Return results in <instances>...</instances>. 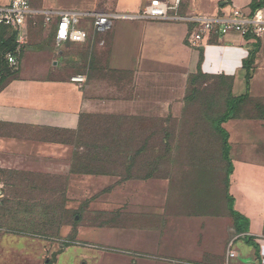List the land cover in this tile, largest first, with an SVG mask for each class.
<instances>
[{"label":"crops","instance_id":"obj_1","mask_svg":"<svg viewBox=\"0 0 264 264\" xmlns=\"http://www.w3.org/2000/svg\"><path fill=\"white\" fill-rule=\"evenodd\" d=\"M149 1L29 0L20 69L0 88V170L70 179L79 176L71 170L73 145L69 137L85 117L168 116L180 111L188 81L199 66L202 73L230 79L233 97L245 94L243 64L252 42L233 32L225 36L212 32L194 47L189 43L194 29L190 19L229 17L232 9L245 16L261 11L264 17V6L255 12L251 9L259 0H179L168 19L115 20L106 32L94 34L84 43L65 45L77 49L65 54L72 61L68 66L80 70L77 74L64 75L58 69L51 46L56 48L53 33L62 13L76 14L83 26H92V14H136ZM9 4L10 0H0V7ZM258 41L249 98L264 101V29ZM38 46L42 48L36 49ZM91 63L96 78L87 71L86 64ZM74 76H82L84 82H73ZM89 79L98 82L95 87ZM222 127L229 135L233 163L229 195L234 209L249 220L247 234L259 239L264 264V240H260L264 223L263 121L234 119ZM125 187L130 188L122 184L116 189ZM241 236L228 212L169 216L159 231L141 236L134 254L138 259L127 264H163L159 262L166 259L175 264H215L220 260L256 264L254 252L244 258L231 249ZM229 251L233 257L227 256ZM150 257L159 260H148Z\"/></svg>","mask_w":264,"mask_h":264},{"label":"rangeland","instance_id":"obj_2","mask_svg":"<svg viewBox=\"0 0 264 264\" xmlns=\"http://www.w3.org/2000/svg\"><path fill=\"white\" fill-rule=\"evenodd\" d=\"M77 28L86 33L87 40L101 34L89 24L83 26L80 18ZM10 35L7 29L0 28V85L11 73L4 60ZM250 42L256 44L254 39ZM51 48L64 75L80 71L68 66L72 61L65 57L77 49ZM86 67L91 77L96 78L91 72L93 64ZM193 77L187 84V97L180 111L168 116L147 114L119 121L88 116L70 139L75 173L89 169L104 172L107 169L78 162L77 156L87 158L89 147L104 130L111 131L117 122L124 124L126 136L134 139L133 148L143 150L129 171L146 173L157 164L154 179L121 182L107 176L78 174L70 179L0 170V264H127L138 259L134 254L140 247L141 236L159 231L169 216L227 212L228 164L222 159L220 136L215 133L213 123L225 112L231 80L201 70ZM89 81L93 87L98 83L95 79ZM256 104H241L235 117H264V101ZM152 131L156 133L151 135ZM151 143L156 145L155 152H151ZM122 184L130 188L116 189ZM5 204L10 208L8 213L7 208H2ZM54 207H62L61 212L53 213L50 209ZM262 226L260 240H264V223ZM12 227L27 233H15ZM37 229L40 233L35 232ZM231 249L244 258L255 253L242 239L233 242ZM159 263L175 264L168 259Z\"/></svg>","mask_w":264,"mask_h":264},{"label":"trees","instance_id":"obj_3","mask_svg":"<svg viewBox=\"0 0 264 264\" xmlns=\"http://www.w3.org/2000/svg\"><path fill=\"white\" fill-rule=\"evenodd\" d=\"M263 6H264V0H259L257 2H254L251 5L252 12H255L256 10L261 9ZM0 28H5L11 33L10 42L8 44V49L6 50L5 53L14 52L17 46L16 32L5 26H0ZM251 39L253 38L252 37L247 38V40L249 41H251ZM39 47L41 48L42 46H39ZM23 48H21V51L23 50ZM36 49H39V48L37 47ZM258 49H259V41L256 40V44L252 46V49L249 51L247 58L244 60L243 66H244V69L246 70V78H245L246 92L245 94L239 97H233L232 93L230 92L229 98L226 101L225 112L218 119H216L213 123L215 133L220 136L222 159L228 164L226 178H227V182L229 181V185H230L231 176L233 174V163L229 155L230 154V145L228 143L229 135L226 132V130L223 129L222 125L234 119H257L261 121L264 120V117H261V116L254 117V118L235 117L237 107L240 106L241 104L251 102L255 104V106H257L258 104L256 103L263 102V101H255L249 98V83L251 79V71L253 70L255 55L258 52ZM19 67H20V64H19ZM199 71H200V66L198 68V72ZM17 72H18V69L17 70L11 69V73L8 74L3 79V81L1 80L2 82H1L0 88L13 74H16ZM193 78L194 77L192 76L188 82H190ZM115 119L119 121V120H125L126 118H115ZM128 119H131V118H128ZM116 126L117 127H114L113 129H111V131L104 130L105 132H103L102 136H99L98 139L96 138V141L93 142V145L89 147L91 149V152H89L90 154L87 158L83 159L77 156L78 162H82V164L84 163L89 164L90 167H102L104 169H107V171L103 172V171L96 170L92 172L89 169V170H84L80 173L79 172L75 173L73 169L71 168L72 173L81 174V175H90V176L114 177V178H117L121 182L143 181V180L156 178L157 176H155L154 173H157V164L152 166L153 170L147 171L146 173L145 172L133 173L132 171H129L130 166L134 167V165L136 164L135 163L136 159L140 156L143 150H141V148L140 149L133 148L134 139L126 136L127 133L124 129V127L126 128V126L124 124H120L119 122H117ZM155 133L156 132L152 131L151 135ZM72 136L69 137V140L71 139ZM141 146H144V144H142ZM150 146H151V152H155L156 145L151 143ZM72 164H73V160H72ZM226 198L228 201L227 212L229 213L230 217L233 219V224L235 226L236 234L242 235L239 239H242L245 242V244L253 247L255 251V263L262 264L261 256H260V248H259L258 243L256 242V238L247 234L249 232V220L234 209V199L232 196L229 195V186H228ZM0 205L2 206V203ZM4 207L7 208L8 205L5 204L2 208ZM50 210H52L53 213H56L55 211L61 212L62 207H60L59 209H56L54 207ZM9 211H10V208L9 209L7 208L6 212L8 213ZM19 229L21 228L12 227L11 231L15 233H20V234L27 233ZM35 232L40 233V230L37 229ZM41 232L43 234H47L46 231L44 230ZM37 233H32V234H37Z\"/></svg>","mask_w":264,"mask_h":264},{"label":"built area","instance_id":"obj_4","mask_svg":"<svg viewBox=\"0 0 264 264\" xmlns=\"http://www.w3.org/2000/svg\"><path fill=\"white\" fill-rule=\"evenodd\" d=\"M179 5V0L160 1L150 0L143 9L136 14H109L96 13L90 15L92 26L97 33H104L115 20H162L168 19L170 14ZM29 13V0H10V4L0 7V26H5L16 32V49L4 55L6 64L13 70H17L20 64L21 48L24 47L22 28ZM79 16L72 13H62L56 23L53 33V42L56 47L67 44L84 43L87 40L86 33L77 28ZM46 20H48L46 18ZM194 29L189 36V43L196 47L207 35L219 32L222 36L230 32L238 34L242 39L252 37L260 38L264 29V17L261 11H256L251 16H245L239 9H232L229 17H204L197 16L190 19ZM75 83H83L82 76H74L71 79ZM228 257L234 253L229 251Z\"/></svg>","mask_w":264,"mask_h":264}]
</instances>
